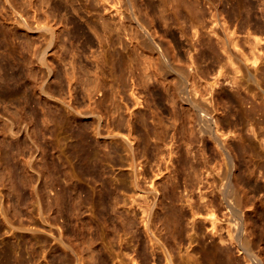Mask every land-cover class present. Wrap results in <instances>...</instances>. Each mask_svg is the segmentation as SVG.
I'll return each instance as SVG.
<instances>
[{
    "label": "rangeland",
    "instance_id": "1",
    "mask_svg": "<svg viewBox=\"0 0 264 264\" xmlns=\"http://www.w3.org/2000/svg\"><path fill=\"white\" fill-rule=\"evenodd\" d=\"M19 1L23 3L25 18L32 25L46 22L47 18L43 13L44 10L47 9L51 14L50 23L57 27L56 42L52 47L53 50L50 51L51 54L48 55L53 70L49 74L46 67L39 64L35 58L37 50L45 46L44 36L40 35L41 31L32 32L18 28L15 22L17 15L8 11L7 3L3 0H0V11L4 13V15H0V63L8 61L10 64L16 63V66L21 67L27 60L28 64L45 78V86L61 81L62 87L53 92L52 95L46 96L41 94L39 90L32 89L28 84L27 93L32 100L31 104L35 112V129L28 121L29 124L26 127V120L17 122V107L15 105L17 95L13 97L0 96V128L3 122H11L18 136L26 137L25 146H23L19 145L13 136L5 134L4 143H0V168L9 163L19 162L22 158L30 160L33 166L30 169L32 185L39 192L38 197H36V195L31 194V188L18 184L19 202L16 209L13 210L12 195L5 194L4 186L0 181L1 192L5 194L1 202L2 212L0 208V264H17L18 261L23 264H65L61 261V256L64 254L70 260H74V252L69 248L62 247L53 237L59 236L58 229L53 223L56 222L61 226V237L67 241L66 231H68L67 227H69V224L77 227L76 224L80 220L88 218L92 221L93 227L87 231V234L89 236L92 234L95 240L94 244L100 250V253L105 254L109 258L110 264H120L116 259H120L126 264H165L164 253L160 246L152 244L144 231L143 223L140 221H136V227L134 228L136 229V235L133 236L132 232H126L119 224L117 226L109 224L106 227L103 217L96 208V203L90 205L85 203L82 209H73L68 204L69 208L65 212L58 213L56 208L52 206L53 198L58 193L70 194L72 185L75 184L81 185L85 190L96 195L104 189L113 190L115 186L116 214L125 211V208L129 209L132 202L136 203L138 201L144 206L145 202L151 201L153 196L152 188L156 186L161 193L160 200L157 202V212L160 216L156 219V227L153 229L159 240L164 242L169 249L173 264H196L199 262L198 259L201 254L199 244L204 232L209 234L208 238L213 240L215 246L219 244L218 235H222L225 239V245L231 249L232 258L238 259L242 264V253L228 239L230 222L227 212L229 209L223 204H218L214 211V217L218 221L212 231H210L212 225L210 219L201 217L195 221L199 227L198 231L192 228L190 224H186V232L182 240L175 234L170 233L161 218L163 214L161 206L167 208L171 203V199L179 203L180 196L183 195L185 197L190 196L193 201H196L201 191H208L212 188L209 186L212 177L215 175V169L212 167L215 168L217 161L220 159V154L219 149L209 136H204L201 139L193 138L187 142L182 141L180 144L181 153L183 155L184 153L187 154L186 151L189 147L191 151L190 157L195 162H198V166L201 167L196 174L198 179L189 174L187 169L183 171L181 166L177 164L172 181L169 180L166 183H164L163 179H160V176L156 177L154 175V171H156L160 161L146 150L144 141H135L139 160L143 164V176L139 177L141 190L137 192L131 182L129 165L118 160L120 158L119 154L110 153L111 155L108 156L105 149L102 148L104 144L103 138L95 135L93 129H91V124L93 122L92 125L96 123L95 116L83 110L86 109L85 111H88L89 104L90 106L97 105V107L98 103L101 105L99 107L101 110L103 109V111L100 110L102 115L101 127L106 128L109 125L113 128L114 125L113 114L111 115L112 112H110L111 110L109 111L108 102L105 104L108 105L109 109L104 105V102L103 105L101 101L97 102L102 98L101 92L103 89L100 88V90L96 83L98 82V77L106 74L109 84L112 85L114 90L118 89L115 75L110 72L112 48H117L121 55L119 63L124 68L125 83L128 86L126 95L129 97L131 88L134 89L136 94H139L140 99L143 101L140 109L147 114L148 127H153L151 114L152 110H155L167 126L165 136L167 143L169 142L167 140L173 135L175 130L173 123L174 112L170 104L162 100L157 105L153 104L152 98L155 99L158 93L160 94L161 92L160 85L157 82L150 85L151 90L154 88L159 89L153 97L148 89L138 84L134 85L133 75L137 60L134 57L136 52L132 48H143L144 46L139 36V29L133 26L132 22L125 16L127 6L122 1H119L110 6L111 8H109V5L106 6L110 10L106 13L105 8L96 0H59L61 4H57L55 0H48L47 4L44 5L38 0ZM252 1L257 6L249 17L246 18L243 15L230 17L226 14H221L219 21H225L228 35L238 37L240 42L246 41V48H231L234 54H238L239 49H244V51L248 52L251 50L249 46L252 42L254 43L256 40L259 42L256 48H252L254 52L260 54L257 60V67L253 66L250 61H247V64L260 80L261 88H264V2H260L261 0ZM110 4H113V2L110 1ZM154 9L158 12V9ZM117 10L120 12L117 13ZM170 13L167 12V16H171ZM46 14H48L47 11ZM104 17L115 27V31H109L102 26L101 20ZM159 17L150 10L151 20L148 19L151 23L150 30H152L154 37L158 41L163 45L170 46L173 52L177 56L180 55L184 61L189 62L191 59H195V65L189 67L191 72H195L197 90L194 93L197 96L210 97L214 95L217 111L220 116L224 115L229 121L226 131L230 129L233 133L228 138V141L232 144H242V135L252 137L256 148L247 158L254 167L257 176L256 178H251V183H244L245 179H242V160H240L241 163L236 172L241 179V183H244L249 199L254 203L255 211L260 210L264 205V109L250 115H246L245 111L251 104V100L262 101L264 105V94L259 91V88L256 89L255 87H252L250 91L242 87L237 89L235 84L231 83V75L233 73L222 65V61L217 60L211 54L203 55V51L206 48H199L196 35L193 34L195 29L191 25L190 20L181 22L169 18L168 24H166ZM218 22L217 26H219ZM192 24L195 26L196 22L193 21ZM207 24L210 25L211 22L207 21ZM198 31L204 33L203 29ZM118 37H121L123 42H116L115 40ZM101 55L105 61L101 60ZM223 56L225 57L224 53ZM131 59H133V64L130 67ZM220 70L224 71V75L219 76V81L213 86L211 94L210 83L217 78ZM73 71L78 80L76 78V80L72 81L68 78L66 72L70 73ZM237 76L240 78L241 73L239 72ZM87 77H90L92 81L87 82ZM84 81L87 83H84ZM240 82L243 85L246 84L245 81H242V78H240ZM88 87L91 88L90 94L92 98L89 95ZM208 91L209 93H207ZM254 92H256V95H253ZM232 95L234 96L233 99H231ZM42 100L46 104L39 106L38 102L43 103ZM95 100H97V104L94 102ZM91 103L95 104L91 105ZM51 108L60 110L63 113L68 112L69 115L76 118V121L63 117L58 118L57 122L54 121L55 123L45 124L44 118L52 115ZM175 112L180 117V109L175 110ZM125 115L126 119L129 117L132 119L126 109ZM78 124L88 126L87 134L89 139L100 144L99 148L96 149L95 155L102 160L101 171L87 174L77 172L78 165H76L74 157L69 152L68 146L73 139L72 132L77 129ZM129 127L130 125L126 124L123 132L127 133ZM180 132H177L179 137ZM32 133H34V136ZM177 135L175 134L173 139ZM29 136L33 137L29 138ZM108 140L110 144L118 146V139ZM6 144H11L14 148L18 147V151H14V155H8L5 149ZM148 145L152 147L154 141H150ZM23 147L25 148L23 149ZM20 150H26L22 158V152L19 153ZM121 152L125 153L124 151ZM123 157L125 158L126 155L124 154ZM51 158L55 162L54 173L51 172ZM205 166L207 167L206 171L203 170ZM45 172L48 174L45 175ZM124 177L127 178L124 179ZM171 182L174 183V186L171 185ZM167 183H169V186L163 187ZM206 197L204 199H207ZM48 202H50V205H47ZM124 203L125 207H122L121 205ZM132 206H134L136 218L139 219L143 214L141 206L139 204ZM40 212L50 224H46L41 220ZM248 215L250 218L255 219V212L248 211ZM63 223H65V227ZM29 226H35L38 230L23 229ZM13 227L18 228L14 229ZM262 239L264 255V236ZM5 249H8L6 254L3 253ZM79 254L82 255L81 250ZM131 257H134V260ZM80 264L100 263L95 259L87 260L82 258Z\"/></svg>",
    "mask_w": 264,
    "mask_h": 264
},
{
    "label": "bare ground",
    "instance_id": "2",
    "mask_svg": "<svg viewBox=\"0 0 264 264\" xmlns=\"http://www.w3.org/2000/svg\"><path fill=\"white\" fill-rule=\"evenodd\" d=\"M3 1L7 3L6 6H8V11L17 15L15 22L18 28L32 32L41 31L40 35L44 36L45 46L37 50L35 58L39 64L46 67L50 74L53 68L48 55L51 54L50 51L53 50L52 47L55 45L57 35V27L53 23H50V12L47 9L43 11L47 18L46 22L32 25L24 16L22 2H18V0ZM38 1L43 5L48 2V0ZM55 1L57 4H61L59 0ZM110 1H112L113 4H110ZM119 1H122V3L127 6V13H125V16L128 17L133 26L139 29V36L144 46L143 48H132L136 52L134 57L137 60L133 75L134 85L138 84L148 89L152 97L159 89L154 88L151 90L150 85H153L154 82L160 85V91L162 93H158L155 99L152 98L153 104L157 105L160 100L167 101L170 104L174 112L173 123L175 125V130L173 135L167 140L169 141L167 143L165 139L167 126L163 123L158 112L155 110H152L151 114L153 127H148L147 114L140 109L143 101L140 99L139 94H136L134 89L131 88L129 97L126 95L128 86H126L125 83L124 68L119 63L121 55L117 48H112L110 72L115 75L118 89L114 90L106 79L107 75L103 74L102 77H98V82L96 83L99 89H103L101 92L102 98L98 101H94L96 104L101 101L102 105L103 102L104 105L108 102L110 109L108 105H106V107H108L107 109H109V111L111 110V115L113 114V128L109 125L110 128L108 126H106V128L101 127L102 115L100 114L101 109L99 107H101V105H99V103L98 107L94 105L95 103H91V105L94 106H90L89 104V108L86 107L89 109V112L83 109L84 112L95 116L94 119H96V123L92 125L93 122L91 124L92 128H90L93 129L95 135L103 138L104 144L102 148L105 149L108 156L111 155L110 153L119 154L120 158L118 160L121 163H127L129 165L131 182L135 186L137 192L141 190L139 177L143 176V164H141V160H139L135 141H144L146 150L160 161L156 171H154V175L156 177L160 176V179H163L164 183H166V181H172L177 164L181 166L183 171L187 169L189 174L198 179L196 174L201 167L198 166V162H195L190 157L189 154L191 151L189 147L186 151L187 154L184 153L183 155L181 153L180 144L182 141L187 142L191 141L193 138L201 139L204 136H209L219 149L220 154V159L217 161L215 168L212 167L215 169V175L212 177V181L209 185L212 188L208 191H201L196 200L197 203L193 201L190 196L185 197L181 195L179 203L171 199V203L167 208L161 206L163 209V214L161 216L163 223H165L171 234H175L181 240L182 237L184 238L186 232V224H190L192 228H195L197 231L199 230L195 221L201 217L210 219L212 223L210 231H212L218 221V219L214 217V211L217 205L221 203L229 209L227 212L230 222L228 239L230 242L234 243L237 250L242 253V264H264L262 245V237L264 236V205L260 210L255 211L254 203L249 199L244 188V183H251V178H256L257 176L254 167L249 163V159L247 158L256 148L253 139L252 137H245L242 135V144H232L228 141V138L231 137L233 133L230 129L226 131V126L229 125V121H227L224 115L220 116L217 111L216 98H214V95L207 97L197 96L196 93H194L197 90L194 76L195 72H191L189 67L195 65V59L193 58L189 62H186L180 55L177 56L170 46L163 45L158 41L154 37L152 30H150L151 23L148 20H151L150 10L156 13L158 17L160 16L159 18L166 24H168L169 18L181 22L190 20L191 25L195 29L193 34L196 35L199 48H206L203 51V55L211 54L217 60L222 61V65L226 66V68L233 73L231 75V83L235 84L237 89L242 87L250 91L252 87H255L256 89L259 88V91L264 94V88H261L260 80L247 64V61H250L253 63V66L257 67V60L260 54L254 52L253 49L256 48L259 42L257 40L254 43L252 42L249 46L251 50L248 52L244 51V49H239V53L234 54L231 48H246V41L243 40L240 42L238 37L228 35L225 21H219L221 14H226L230 17L243 15L247 18L256 8L257 4L252 0H96V2L101 3L105 8L104 10L106 13L110 11V6H113ZM260 2H264V0ZM108 5L109 8H106ZM154 8L158 9V12H156ZM46 11L48 14H46ZM118 12L120 11L117 10V13ZM167 12H171V16H167ZM0 15L2 16L4 13L0 11ZM193 21L196 22L195 26L192 24ZM207 21L211 22V24L208 25ZM217 22L219 26L216 25ZM101 24L105 29L115 31V27L112 26L111 22L105 17L102 18ZM199 29H203L204 33L199 32ZM115 41L119 43L123 42L121 37H118ZM102 55L101 60L105 61ZM131 64H133V59L130 61V67ZM16 65V63L10 64L8 61L2 64L0 63V96L13 97L17 95V102L15 104L17 107V122H24L26 120V127H28L27 125L30 123L35 129V112L32 108V100L27 93L28 84L32 89H37L41 94L46 96H50L53 92L59 90L62 84L61 81H57L55 84L45 86V78L39 75L37 71L28 64L27 60H25V63L21 67ZM239 72L241 73L240 78L246 83L245 85H243V83L241 84L240 78L237 76ZM66 74L72 81L77 78L74 71L70 73L66 72ZM223 75L224 71L220 70L217 78L210 83L211 94L213 86L219 81V76ZM86 81L89 82L92 81V79L87 77ZM86 81H84V83H87ZM90 93L91 88H89V95H91ZM207 93H209V91ZM253 95H256V92H254ZM231 97V99H233L234 96L232 95ZM42 101L43 103L38 102L39 106L46 104L44 100ZM250 102L251 104L245 111L246 115L256 114L259 110L263 111L264 105L262 101L257 102L256 100H251ZM103 108L105 107L103 106ZM124 108L129 111V115H131L133 121L130 117L126 119ZM177 109H180V113L178 112L180 117H178L175 112ZM51 110L52 115L44 118L45 124L54 121L57 122L58 118L63 117L68 120L76 121V118L69 115L68 112L63 113L60 110L52 108ZM101 111H103V109ZM126 124L130 125V127L128 132L124 133L123 129ZM14 130L11 122H3L0 128V143H4L5 134H7L13 136L19 145L25 146L26 137L22 138V136H18L15 132L16 130ZM87 131L88 126L78 124L77 129L72 132L73 139L68 146L69 152L74 157L76 165H78L77 172L81 174L95 173L102 170V160L95 155L96 149L99 148L100 144L91 141ZM178 131H181L180 137L177 135ZM175 134L177 136L173 139ZM253 134H255V132H253ZM32 135L34 136V133H32ZM30 137L31 136H29V138ZM179 138H181V140H179ZM108 139H118V146L120 147L110 144ZM152 140L154 141V145L149 147L148 144ZM13 148L11 144H6L5 149L8 155H14V151H18V147L14 148L16 150ZM24 148L25 147H23V149ZM121 151L125 152V158ZM21 152L22 158L26 150H20L19 153ZM20 160L19 162L9 163L0 168V181L4 186L5 194L12 195L13 210L16 209L19 202L18 184L31 188V194L36 195V197H38L39 193L38 189H35L32 185L30 169H32L33 166L31 161L24 160L23 158ZM240 160H242V179H245L244 183H241V179L236 172L240 166ZM51 163V172L54 173L55 162L52 158ZM203 170L206 171L207 167H203ZM44 174L47 175L48 173L45 172ZM126 178L127 177H124V179ZM171 185L174 186V183L171 182ZM168 186L169 183L165 184L163 187L166 188ZM115 190L116 187L114 186L113 190L104 189L96 195L85 190L81 185L75 184L72 185V192L70 194L58 193L52 200V206L56 208L58 213H63L69 208L68 204H70L73 209H82L85 203L89 205L96 203V208L103 217V222L106 227H108L109 224L113 226L119 224L126 232H132L133 236L136 235V229H134L136 227V221H140L143 223L144 231L152 244H158L160 246L164 253L165 264H173L169 249L164 242L159 240L153 229L156 227V219L160 216L157 212V202L160 200L161 196L158 187L153 186L152 199L149 202H145L144 206L140 204L141 202H132V205L139 204V206H141L143 214L139 219L136 218V212L132 205L129 206V209L125 208V211L120 214L115 213V205L117 204ZM5 194H2L0 189V208L2 197L5 196ZM205 197L207 199H204ZM47 205H50V202H48ZM121 206L125 207V203ZM248 211L255 212V219L249 217ZM40 218L44 223L50 224L41 212ZM53 224H55L58 229L59 236H53L58 244L74 252V260H70L65 254L61 256V261L65 264H80L82 258H86L87 260L95 259L100 264H110L109 258L105 254L100 253V250L94 244L95 240L92 234L91 236L87 234V231L93 227L92 221L89 218L80 220L76 224L77 227H73L72 224H69V227H67L68 231H66L67 241L61 237V226L56 222ZM63 225L65 227V223H63ZM13 228L15 229L18 227ZM23 229L38 230L35 226H29ZM78 232H80V234H78ZM208 236L209 234L206 232L201 236L199 244L201 254L198 259L199 262L196 264H241L238 259L232 258L231 249L225 245V239L222 235H218L219 244L216 246L213 240L208 238ZM188 237L190 236L188 235ZM80 250L82 251V255L79 254ZM7 251L8 249H5L3 253L6 254ZM131 259L134 260V257H131ZM116 261L120 264H126L120 259H116ZM17 264L23 263L18 261Z\"/></svg>",
    "mask_w": 264,
    "mask_h": 264
}]
</instances>
